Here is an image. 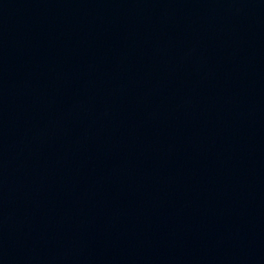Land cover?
Masks as SVG:
<instances>
[{
  "label": "water",
  "instance_id": "95a60500",
  "mask_svg": "<svg viewBox=\"0 0 264 264\" xmlns=\"http://www.w3.org/2000/svg\"><path fill=\"white\" fill-rule=\"evenodd\" d=\"M0 264H264V0H0Z\"/></svg>",
  "mask_w": 264,
  "mask_h": 264
}]
</instances>
